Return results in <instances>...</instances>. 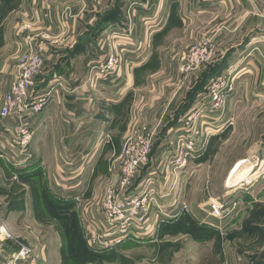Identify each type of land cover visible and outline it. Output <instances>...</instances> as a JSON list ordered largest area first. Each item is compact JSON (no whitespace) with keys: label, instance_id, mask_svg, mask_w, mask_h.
<instances>
[{"label":"crops","instance_id":"0c3cea01","mask_svg":"<svg viewBox=\"0 0 264 264\" xmlns=\"http://www.w3.org/2000/svg\"><path fill=\"white\" fill-rule=\"evenodd\" d=\"M102 1L105 0H0V106L13 82L17 58L26 52L24 39L27 36L32 37L34 45L45 47L44 67L32 88V96L47 99L45 108L29 124L33 133L30 158L17 168L1 157L0 164L7 177L18 180L20 173L30 176L38 169L44 185L40 190H48L56 199L71 202L75 207L78 197L84 209L78 221L80 226L96 227H99L98 208H94V202L103 185L114 184L117 180L125 131L140 121L151 127L168 122L167 107L172 95L167 92V85L175 80L172 71L178 65V55L188 44L183 41L185 45L178 47L180 50L177 48L173 55L160 57L158 50L166 36L188 30L194 40L209 39L213 47L221 48L231 47L244 32L264 31L262 0H143L144 3L137 0L141 7L136 17L126 13L130 0H107L109 7L101 11ZM25 24L30 28L21 32ZM122 25L133 30L135 43L132 48L120 50L121 69L99 82L87 81L92 66L117 50L109 38L106 43L102 40L112 30L108 27ZM250 50L253 48L245 51L249 61L242 72L248 71L242 77L247 74L250 81L262 86L264 59L251 60L255 55ZM157 67L156 73H150ZM143 89H147L149 95H144ZM4 126L0 118V156L18 161L10 131ZM244 177L243 182H250L248 174ZM26 189L23 184L21 191L24 193ZM235 192H238V201L247 209L264 203V184L260 181L243 189L234 187L227 193ZM177 198L180 200V195L177 194ZM202 210L201 206L192 209L193 221L199 225L203 219ZM166 212L177 216L162 223L154 236L143 241L126 240L110 250L124 245H155L160 228L174 224L183 214L179 204H168ZM235 214L229 212L221 219L208 217L209 223L216 225L207 228L219 232ZM241 214L240 220L247 218ZM20 220L24 225H38L35 220L26 224L23 218ZM9 222L8 218L7 224L11 226ZM10 233L14 235V230ZM11 240L0 241V264L14 251ZM204 244L196 243L199 247ZM227 248L223 252L230 263ZM46 251L44 245L35 251L39 264H51L52 255ZM200 261V256L192 259L193 264Z\"/></svg>","mask_w":264,"mask_h":264},{"label":"rangeland","instance_id":"374dc122","mask_svg":"<svg viewBox=\"0 0 264 264\" xmlns=\"http://www.w3.org/2000/svg\"><path fill=\"white\" fill-rule=\"evenodd\" d=\"M141 2L144 3L143 0ZM109 5L107 0L102 1L99 9L106 10ZM131 5L130 0L126 7V13L129 15ZM132 17H136V13H133ZM95 27L96 25L92 30ZM108 28L112 30H109L103 39L98 38L103 42L109 38L115 49L118 48L116 44L121 43V39H127L125 37L129 35V31L133 35V30L129 26ZM199 40L201 39L194 40L191 34H188V30L184 33L178 30L166 36L165 43L163 42L157 55L170 57L178 47L188 44L186 46L188 48ZM183 41H185L184 45ZM250 47L253 48L250 53L256 56L251 57V60L257 57L264 59V31L244 32L231 47H213L215 53L213 61L201 66L198 71L184 75L178 65L175 71L174 69L172 71L175 80L167 85V92L172 95L167 107L170 114L166 125L157 127L158 134L152 159L156 157V151L166 135L167 127L174 125L194 106L198 104L209 106L211 100L209 91L215 78L224 75L227 80L233 81L231 90L222 92V99L229 109L232 124L227 125L210 141L204 156L189 164L187 170L190 173L182 181L177 193L181 197V206L185 205L187 209L181 215V219L179 218V222L160 228L155 245H124L116 250L109 249L110 251L101 254V257L81 264H193L192 259L198 256L201 259L199 264H227L224 253L227 247L230 260L228 264H264V203L247 209L238 201L239 195L236 194L238 192L227 193L234 187L243 189L256 184L257 181L264 184V162L262 163L264 161V90H262L264 83L258 86L246 77L247 74L242 77V74L248 71L242 72L248 65L249 58L245 51ZM185 50L184 48L182 51ZM252 68L256 70L255 65H252ZM158 70V67L154 68L150 73L154 74ZM149 91L154 90L149 89ZM142 93L149 95L147 89H143ZM140 123L143 122H136L134 127ZM128 131L129 129L125 131L124 137ZM150 170L151 168L143 169L137 176V181ZM258 173L261 177L257 179ZM246 174L251 181L249 184L243 182ZM23 184L27 188L24 193L21 191ZM110 185L113 184L102 186L101 194L94 202V208L99 207L103 192ZM35 186L32 181L23 182L7 177L4 167L0 164V241L12 238L10 243L14 251L21 245L30 247L34 251L44 245L46 252L52 255L51 264H75L70 259V255L78 249L79 244L81 245V238L87 249L95 254L85 238V226L81 225V228L79 224L80 215L84 213L83 202L77 203L76 207L74 205L66 207L67 220L58 222L44 215L37 192L38 187ZM53 189L57 193L54 187ZM210 202L223 206L221 212L227 211V215L229 212L236 213L219 232L207 228L216 225L214 222L209 223L207 207ZM89 204L91 205L90 202ZM194 206H201L203 209L200 225L206 228L198 227L199 224L193 221ZM240 213L247 218L240 220ZM8 218L11 226L7 224ZM20 218L24 219L25 224L29 220H35L38 225H24ZM75 224L79 226V234L74 230ZM11 230H14V235L10 233ZM25 232L30 237H27ZM196 243L206 244L199 247Z\"/></svg>","mask_w":264,"mask_h":264},{"label":"built area","instance_id":"2783aa9c","mask_svg":"<svg viewBox=\"0 0 264 264\" xmlns=\"http://www.w3.org/2000/svg\"><path fill=\"white\" fill-rule=\"evenodd\" d=\"M264 1V0H262ZM137 0L132 1L130 16L138 13L141 7ZM29 24L21 26V32L28 30ZM127 39L117 43L106 57L93 65L87 81H100L116 74L122 67L121 49L134 46V36L129 31ZM26 52L17 58L16 72L9 91L4 95L0 106V118L5 129L10 131L18 161L6 160L15 168L23 166L30 158L29 149L33 133L29 127L31 120L46 106L45 97L34 98L32 88L44 67L45 47L34 45L32 37L24 39ZM214 50L209 39H201L182 51L177 58L182 74L198 71L214 59ZM209 91V106L198 104L189 109L166 131L162 143L152 159L154 143L157 140V127L146 123L132 127L124 137L120 155V168L117 180L107 187L97 209L99 227L86 224L85 237L95 252L111 249L126 240L143 241L154 236L157 228L170 218L167 205L180 204L177 198L179 186L188 176V166L200 159L207 151L210 141L228 125L232 124L229 109L222 99V92L231 90L232 80L223 75L215 78ZM264 87V85H263ZM7 121H12L7 125ZM150 171L137 181L143 169ZM79 203V198H75ZM210 219H221L226 212L223 206L210 202L207 207ZM182 212L187 209L181 206ZM83 220V219H82ZM3 264H39L35 251L21 245L11 252Z\"/></svg>","mask_w":264,"mask_h":264},{"label":"trees","instance_id":"16d2710c","mask_svg":"<svg viewBox=\"0 0 264 264\" xmlns=\"http://www.w3.org/2000/svg\"><path fill=\"white\" fill-rule=\"evenodd\" d=\"M216 77V76H215ZM39 170H36V173H34L33 175H26L27 173H20L19 174V179L21 181H32L36 187H38V195H39V201H40V205L42 206V209L44 211V215L49 218V219H55L58 222H63L65 220H67L68 217H66V212H65V208L70 206L72 207V203L71 202H64L61 201L59 199H56L48 190L47 191H41L40 188L41 186H44L41 183V177L40 176V172H38ZM10 172V171H9ZM12 172V171H11ZM181 219V218H180ZM179 222V220H178ZM177 222V223H178ZM176 224V223H174ZM198 227H202V228H206L205 226L202 225H197ZM78 225H74V230L77 234H79L78 231ZM80 239V237H78ZM81 245H78V249L74 251V253H72V255H70V259L72 260V262H74L75 264H81L84 262H88L91 261L92 259H96L101 257V255H97L94 253H91L87 247L86 244L84 242V240L81 238Z\"/></svg>","mask_w":264,"mask_h":264},{"label":"bare ground","instance_id":"6f19581e","mask_svg":"<svg viewBox=\"0 0 264 264\" xmlns=\"http://www.w3.org/2000/svg\"><path fill=\"white\" fill-rule=\"evenodd\" d=\"M243 161H246L247 163H250L249 161H247V160H243ZM262 163H263V161H262ZM252 170V169H251ZM249 171H250V169H249ZM259 174V173H258ZM251 182V181H250ZM250 182H244L245 184H249ZM227 186H228V184H226ZM243 185V184H242ZM231 186V185H230ZM229 187V186H228Z\"/></svg>","mask_w":264,"mask_h":264}]
</instances>
